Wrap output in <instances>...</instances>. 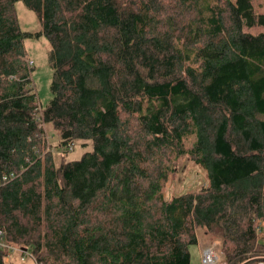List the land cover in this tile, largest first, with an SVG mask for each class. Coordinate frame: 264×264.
Listing matches in <instances>:
<instances>
[{
    "label": "trees",
    "instance_id": "trees-1",
    "mask_svg": "<svg viewBox=\"0 0 264 264\" xmlns=\"http://www.w3.org/2000/svg\"><path fill=\"white\" fill-rule=\"evenodd\" d=\"M18 2L38 32L21 30ZM40 37L52 70L42 109L24 47ZM47 124L63 153L75 142L87 151L56 167L43 158ZM175 151L207 185L168 200L163 161ZM260 221L264 13L253 0H0L7 246L37 264H190L203 230L220 239V264H253L263 261Z\"/></svg>",
    "mask_w": 264,
    "mask_h": 264
},
{
    "label": "rangeland",
    "instance_id": "rangeland-1",
    "mask_svg": "<svg viewBox=\"0 0 264 264\" xmlns=\"http://www.w3.org/2000/svg\"><path fill=\"white\" fill-rule=\"evenodd\" d=\"M253 8L257 14L264 13V0H253ZM15 9L19 26L22 31L35 33L40 30L39 22L32 11L28 10L21 2H18L15 5ZM243 31L251 34H257L261 31V29L244 28ZM24 47L28 55V60H31L33 63L31 77L39 108L42 109L51 99L50 84L52 79V70L48 64L47 58L49 44L45 38L40 37L38 39L33 38L25 40ZM43 131L47 137V144L44 147V153L46 154L43 158L47 154L51 156L52 162L56 167L65 161L79 159L81 155L87 151L86 148H83L82 145H80V142H75L74 149L71 152L68 154L63 153V151L58 147L59 138L57 132L54 131L48 124L43 127ZM192 141V137L189 136V138H186L184 140L183 150L190 148ZM174 155H176V151L174 154L170 155L169 158H165L163 161L171 171L163 187L164 197L168 200L179 194L198 192L201 188L206 187L207 185L206 173L199 165H196L187 155H180L178 157ZM257 227H260L262 230V235L261 233L256 234L257 240L264 243V222H257L255 228ZM197 237H199L202 242H206V247L213 246L215 251L220 253L221 241L219 238L216 236H205L203 230H197ZM0 242L6 244L5 239H0ZM9 247L10 249H7L8 254L4 258V264H37L35 261V255V258L30 257V253L25 250H20V246ZM198 251V246L189 247V252L191 254L190 264H201L200 260L197 261L198 254H196V252L198 253ZM255 258L263 259L264 261V254L258 255L254 257V259ZM217 264H220V261Z\"/></svg>",
    "mask_w": 264,
    "mask_h": 264
},
{
    "label": "built area",
    "instance_id": "built-area-1",
    "mask_svg": "<svg viewBox=\"0 0 264 264\" xmlns=\"http://www.w3.org/2000/svg\"><path fill=\"white\" fill-rule=\"evenodd\" d=\"M32 62H29V65H31ZM10 178H13L12 175H10ZM2 181H6V177L4 176L2 178ZM256 234H260L262 235V230L260 227H257L255 230ZM0 239H2V233L0 231ZM0 248H6V249H10L9 246H7L6 244L0 242ZM220 261V254L215 251L213 246H209L204 248V250L202 251V255H201V264H217Z\"/></svg>",
    "mask_w": 264,
    "mask_h": 264
},
{
    "label": "crops",
    "instance_id": "crops-1",
    "mask_svg": "<svg viewBox=\"0 0 264 264\" xmlns=\"http://www.w3.org/2000/svg\"><path fill=\"white\" fill-rule=\"evenodd\" d=\"M206 242H202L199 237H198V244L195 245V246H198L199 248V251L198 253L196 252V254H198V258H197V261H201V255H202V251L204 250V248L206 247ZM194 249V248H193ZM195 252V251H194ZM191 255V254H190ZM190 261H191V256H190ZM253 264H264V261H261V262H257V263H253Z\"/></svg>",
    "mask_w": 264,
    "mask_h": 264
},
{
    "label": "water",
    "instance_id": "water-1",
    "mask_svg": "<svg viewBox=\"0 0 264 264\" xmlns=\"http://www.w3.org/2000/svg\"><path fill=\"white\" fill-rule=\"evenodd\" d=\"M26 251V250H25Z\"/></svg>",
    "mask_w": 264,
    "mask_h": 264
}]
</instances>
